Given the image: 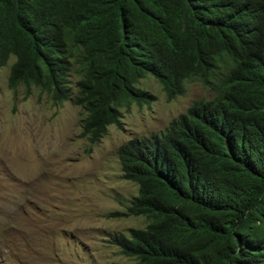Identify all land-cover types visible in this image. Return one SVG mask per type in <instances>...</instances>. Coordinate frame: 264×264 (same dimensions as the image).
Listing matches in <instances>:
<instances>
[{"label":"trees","instance_id":"obj_1","mask_svg":"<svg viewBox=\"0 0 264 264\" xmlns=\"http://www.w3.org/2000/svg\"><path fill=\"white\" fill-rule=\"evenodd\" d=\"M11 55L8 87L70 99L90 144L151 102L148 75L167 100L212 90L118 147L137 192L112 215L147 223L110 242L134 264H264V0H0V67Z\"/></svg>","mask_w":264,"mask_h":264},{"label":"rangeland","instance_id":"obj_2","mask_svg":"<svg viewBox=\"0 0 264 264\" xmlns=\"http://www.w3.org/2000/svg\"><path fill=\"white\" fill-rule=\"evenodd\" d=\"M13 61L0 67V264H134L110 242L147 223L112 215L137 192L122 177L117 149L159 133L194 100L215 93L191 80L183 95L167 100L148 75L137 86L151 102L122 105V128L110 125L90 144L79 135L84 112L71 100L55 103L35 86L28 94L22 84L8 87Z\"/></svg>","mask_w":264,"mask_h":264},{"label":"clouds","instance_id":"obj_3","mask_svg":"<svg viewBox=\"0 0 264 264\" xmlns=\"http://www.w3.org/2000/svg\"><path fill=\"white\" fill-rule=\"evenodd\" d=\"M11 56H13V55H11ZM10 58V57H9ZM15 59V58H14ZM13 63V62H12ZM11 63V64H12ZM11 66V65H10ZM9 75V74H8ZM153 77V76H152ZM7 80H8V78H7ZM138 84V83H137ZM21 85V84H20ZM23 85V84H22ZM161 85V84H160ZM186 85V84H185ZM32 87V86H31ZM140 88V87H139ZM142 89V88H141ZM14 90V89H13ZM68 100H70V99H68ZM121 107V106H120ZM122 112V111H121ZM123 118V117H122ZM122 120V119H121Z\"/></svg>","mask_w":264,"mask_h":264}]
</instances>
